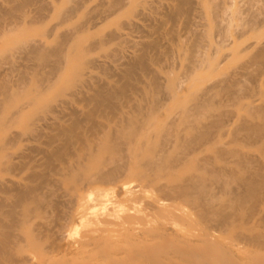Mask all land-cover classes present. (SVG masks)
<instances>
[{
    "label": "bare ground",
    "instance_id": "obj_1",
    "mask_svg": "<svg viewBox=\"0 0 264 264\" xmlns=\"http://www.w3.org/2000/svg\"><path fill=\"white\" fill-rule=\"evenodd\" d=\"M244 1L248 8L246 19L242 22L243 33L252 32L256 39H260L264 35V21L261 19L262 9L255 6L260 0ZM37 2L13 0L0 16L2 20L6 16L23 23L18 29H10L14 34L13 39L19 48L30 44L29 57L40 62L29 74L25 71L22 73L21 88L8 81H0V89L5 94V98L0 100V127L11 123L13 108L24 107L25 102L21 101L23 95L35 87L43 91L44 82L58 73L62 65H94L93 61H86L82 54L86 51L84 47L81 50L86 35L80 36L79 32H85L84 26L65 33L54 48L28 42L25 35L21 36L20 31L29 24L25 20L27 8ZM172 2L167 9L163 0L141 1L148 18L154 20L156 14L163 13L164 19L156 20L157 27L150 30V33L157 34L155 40L144 44L143 52L130 60L122 73L126 79L123 86L108 81L98 87L90 98L95 102V107L84 117L77 116L72 126L62 129L68 142L58 147L53 156L60 158L67 155L64 169L68 173L79 172L80 180L85 185L87 181L90 186L111 184L115 180H119V183L114 185H119L121 178L140 168L141 182L137 183V178H133L124 188L115 186L117 191L112 192V196L127 201L129 190L156 187L159 203L167 206L163 209L170 211L168 215L174 221L182 220L185 223L197 214L199 223L207 224L202 226L204 232L221 231L232 238L238 236L247 250L243 248L239 252H232L227 247L217 245L206 253L198 252L199 244L192 242L193 238L189 239L181 228H147L142 233L144 242L130 243L124 238L125 226L119 225L114 230L109 229L111 235L96 248L95 258H102V263L143 264L141 244L150 246L148 237L153 238L156 234L162 239L158 247L170 245L171 255L186 258V263L190 260L194 264H210L212 260L221 264H247L248 260V264H264V42L257 40L254 43L258 45L256 52L232 73H227L213 87L202 88L196 85L197 74L206 68H217V50H211L223 46L222 41L230 35L237 19V11L232 10L233 7L227 5L226 0ZM79 6L74 4L63 11L58 7L56 13L63 15L67 22L77 13ZM47 7L45 2H41L39 13L46 11ZM133 9L128 0H106L103 12L107 13L106 18L111 15L119 17L123 12L131 15ZM197 11L198 15L195 14ZM196 16L203 24L194 21ZM167 22L173 25L169 31L164 28ZM179 22L192 36V44L176 29ZM197 25H203L204 29L199 31ZM2 26L3 21L0 20V37ZM36 31L44 35L43 27H38ZM213 31L223 40L214 41ZM118 34L116 30L110 31L106 39L95 42V47L104 49L117 39ZM169 35L172 41L164 47L163 40ZM112 54H108L107 58L112 59ZM164 56L170 58L168 62L177 56L181 58L187 73L180 76L170 72L163 82L162 72L165 68L156 65L162 62ZM238 56L235 58L238 59ZM49 63L53 64L51 70L44 71ZM81 76V72L73 71L69 84ZM63 77L61 75L59 79ZM188 80L190 85L186 88L183 83ZM247 81L254 85H249ZM63 82L64 79H60L57 84L61 86ZM131 93L135 95L134 99ZM32 101L28 100V104ZM172 112H175L174 117L168 115ZM86 119L91 122V129L87 131ZM162 130L167 136L158 141L156 134ZM75 140L80 143V149L73 152L71 149ZM97 147L102 149L99 155L91 152L92 148ZM162 171H167V176L160 180L158 174ZM61 173L65 175L67 171ZM149 175L151 178L146 179ZM66 183L72 184L68 179ZM17 190L12 210L4 216L7 220V237L12 235L13 227L28 234L31 230L27 227L30 211L26 206L36 190L23 184H18ZM35 201L39 202V199ZM1 205L5 206V203ZM118 207L125 208V205L118 204ZM134 214L133 221H139L140 215ZM2 216L3 213H0V222ZM122 220L126 221L127 218ZM191 225L194 223L191 222ZM2 226L3 223H0ZM237 245L238 242H235L231 246ZM33 246L41 248L37 242ZM169 261L159 258L150 264H168ZM91 262L83 257L77 264Z\"/></svg>",
    "mask_w": 264,
    "mask_h": 264
},
{
    "label": "rangeland",
    "instance_id": "obj_2",
    "mask_svg": "<svg viewBox=\"0 0 264 264\" xmlns=\"http://www.w3.org/2000/svg\"><path fill=\"white\" fill-rule=\"evenodd\" d=\"M36 1L38 2L27 8L25 20L29 24L22 32L20 31L21 36L25 35L28 42L54 48L65 33L84 26L85 32H79L80 36L86 35V40L81 45V50L84 47L86 51L82 54L86 61H93L94 65L91 67H85L82 64L73 66L72 63L62 65L58 73H55L56 75L53 74L44 82L43 91L35 87L29 93H25L21 99L25 102L24 107L13 108L11 123L0 127V145L4 144L0 147V213H3L0 222L3 223L0 227V246H4L3 249L0 248V264H77L83 257H86V260H92L91 264H105L102 263V258H95L96 248L111 235L112 232L109 229L114 230L119 225L125 226L124 238H127L130 243L144 242L142 233L147 228H181L188 238H193H189L193 240L192 242L199 244L198 252L206 253L217 245L227 247V250L232 252H239L243 248L246 250L238 236L232 238L221 231L204 232L202 226L207 224H200L197 214L192 219H187L185 223L182 220L174 221L168 215L170 211L163 209L167 206L159 203L156 187L129 190L127 201L112 196V192L117 191L115 186L124 188L133 178H137V183H140V168H135L134 172L121 178L119 185H114L119 183V180H115L111 184L90 186L87 181L85 185L80 180L79 172L68 173V170L64 169L67 155L60 158L53 156L58 147L68 142V138L62 134V129L72 126L77 116L84 117L95 107V102L90 98L98 87L108 81L120 86L125 84L123 71L127 69L134 56L143 52L144 44L155 40L157 34L150 33V30L154 26L157 27L156 20L164 19L163 13L156 14L154 20L151 19L152 17L148 18L147 10L144 12L141 3L145 0H128V3L134 7L130 12L131 15L123 12L119 17L111 15L108 18L105 17L107 13L103 12L106 0ZM226 1H228L227 5L233 7L232 10L237 11L235 14L237 19L234 20L230 35L224 40L213 31L212 39L216 42L223 40V46L218 49L214 47L211 50L213 52L217 50L215 56L217 68H206L197 74L196 85L202 88L213 87L227 73H232L256 52L258 45L255 46L254 43L257 40L264 42V35L256 39L252 32L243 33L242 22L246 19L248 4L244 0ZM41 2H45L48 9L40 14L38 9ZM12 3L13 0H0V16ZM172 3V0H163L167 9ZM74 4L80 6L69 21H64L63 15L56 13V8L61 7L63 11ZM255 4L256 8L262 9L261 19L264 21V0ZM195 14L198 15V11ZM0 20L3 21L2 37H0V81H8L16 88H21L22 73L25 71L29 74L40 62L29 57L30 44L28 47L19 48L13 39L14 34L10 29H18L23 26V23L19 19L12 20L6 16ZM194 21L203 24L198 16ZM172 26V22H167L164 26L165 31H169ZM38 27H43L44 35L36 31ZM175 27L180 30L181 36L192 44V36L188 35L184 25L179 22ZM196 28L200 31L204 29V26L197 25ZM113 30L119 33L117 39L104 49L96 48L95 42L101 38L106 39ZM171 41L169 35L163 40V46L166 47ZM108 54H112L113 58H107ZM237 54H239L238 59L235 58ZM169 59L168 56H164L162 62L156 65L165 68L162 72L163 82L170 72L180 76L187 73L186 65L181 58L177 56L168 62ZM51 65L53 64L46 65L44 71L49 72ZM73 71L81 72L82 76L73 84H69L70 73ZM61 75L64 77L60 79H64V82L60 86L57 81L60 80ZM247 83L254 85L248 81ZM189 85L190 80L183 83L186 88ZM131 95L134 99L135 95L133 93ZM4 98L5 94L0 89V100ZM30 99L33 101L28 104ZM174 113L168 115L174 117ZM90 129L91 122L86 119V131ZM156 136L159 141L164 139L167 133L162 130ZM79 149L80 143L75 140L71 150L74 152ZM101 151L100 147L91 149V152L96 155H99ZM66 171L65 175L61 173ZM158 175L162 180V177L166 178L167 171H162ZM149 178L151 175L146 179ZM67 179L71 180V185L66 183ZM18 184L33 186L36 190L35 194L29 197L28 206H26L30 211L27 227L31 230L28 234L20 228L13 227L12 235L7 237L5 236L7 220L4 216L10 213L17 199ZM36 198L39 202L35 201ZM1 203H5V206ZM118 204H124L125 208L118 207ZM20 209L22 210L23 207ZM134 213L140 215L137 222L133 221ZM122 218L127 220L123 221ZM191 222L194 225H191ZM218 232L220 233L217 234ZM148 240L150 246H146V243L141 244L140 256H142L143 264L153 263L159 258L170 260L168 264H194L189 262L190 260L186 263V258L175 254L172 256L170 245L158 247L162 240L158 235H153V238L148 237ZM34 242L40 244L41 248H34ZM235 242H238L237 247H232L231 245ZM210 264L221 263L211 260Z\"/></svg>",
    "mask_w": 264,
    "mask_h": 264
}]
</instances>
